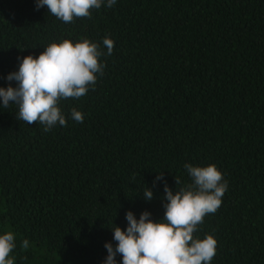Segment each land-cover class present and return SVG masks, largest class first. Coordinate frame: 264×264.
I'll list each match as a JSON object with an SVG mask.
<instances>
[{
  "label": "trees",
  "instance_id": "obj_1",
  "mask_svg": "<svg viewBox=\"0 0 264 264\" xmlns=\"http://www.w3.org/2000/svg\"><path fill=\"white\" fill-rule=\"evenodd\" d=\"M65 39L98 44L106 65L94 90L60 101L67 126L45 132L0 99V235L15 234V264H105L129 211L163 222L165 182H192L185 164L228 183L194 233L217 240L211 264H264V0H105L72 23L0 0V88L17 86L18 58Z\"/></svg>",
  "mask_w": 264,
  "mask_h": 264
},
{
  "label": "clouds",
  "instance_id": "obj_2",
  "mask_svg": "<svg viewBox=\"0 0 264 264\" xmlns=\"http://www.w3.org/2000/svg\"><path fill=\"white\" fill-rule=\"evenodd\" d=\"M116 2L107 0V7L111 8ZM104 3L105 0H36V7L39 10L46 6L51 15L64 23H72L74 18H91L92 9H100ZM102 43L107 55H112L114 41L105 37ZM103 55L100 46L88 39L76 43L65 39L51 43L38 57L18 58L19 70L7 76V80L16 81L17 86L0 88L2 106L18 105L16 118L29 125L39 123L45 132L57 125L67 126L60 101L79 99L90 87L94 90L97 74L104 75L106 65L100 62ZM70 115L74 121L84 122V114L76 108L71 109ZM184 168L191 183L174 193L165 182L167 203L163 222L152 221L151 213L147 211L137 220L129 211L126 231L118 226L112 229L116 247L105 244L108 252L105 264H117V254L122 256V264H211L216 255L217 240L213 235L194 238V233L205 216L219 209L228 183L215 164L206 167L185 164ZM163 179V173L156 177V181ZM175 180L179 186L180 179L175 177ZM143 195L151 201L154 193L147 188ZM15 241L12 231L0 235V264H15L11 257L16 248ZM21 248H29L27 239L23 240Z\"/></svg>",
  "mask_w": 264,
  "mask_h": 264
}]
</instances>
